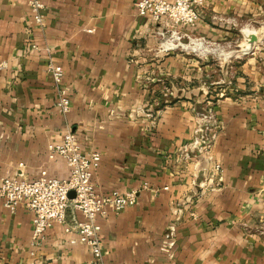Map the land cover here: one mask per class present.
I'll return each mask as SVG.
<instances>
[{
  "label": "crops",
  "instance_id": "obj_1",
  "mask_svg": "<svg viewBox=\"0 0 264 264\" xmlns=\"http://www.w3.org/2000/svg\"><path fill=\"white\" fill-rule=\"evenodd\" d=\"M135 1L41 0L39 27L24 0H0V179L66 177L45 153L69 130L100 156L101 195L136 193L99 220V262L59 225L30 257L31 214L0 206V264H264V0H202L186 31L202 48L172 51L157 34L165 23L138 16ZM243 30L258 42L240 57ZM48 63L62 67L66 116ZM207 109L209 154L181 153Z\"/></svg>",
  "mask_w": 264,
  "mask_h": 264
},
{
  "label": "built area",
  "instance_id": "obj_2",
  "mask_svg": "<svg viewBox=\"0 0 264 264\" xmlns=\"http://www.w3.org/2000/svg\"><path fill=\"white\" fill-rule=\"evenodd\" d=\"M24 1L32 22L41 27L43 19L41 0ZM201 4L202 0H137L133 7L138 16L147 17L152 23L161 21L165 23L169 31L157 33L162 39L161 47L164 51L189 46L200 50L203 45L201 40L190 37L186 31L196 25L198 19L196 7ZM30 49H35V46L31 44ZM6 68L7 63L0 62V70ZM46 71L51 77L56 93L54 109L59 115L66 116L70 109V91L63 83L62 67L48 63ZM195 118L194 137L189 145L181 148V153L194 147L199 148L200 152L207 156L215 138L211 128L215 123L212 110L195 113ZM200 131L209 136L205 138L203 145L198 138ZM77 141V136L66 130L60 142L50 143L46 147L45 156L48 162L59 159L64 163L67 169L64 178H53L43 169L31 180L23 178L21 174L16 178L0 179V206L10 212H14L17 206H22L32 216L28 251L30 257H34L36 251L43 245L46 232L53 225H59L63 227L65 234L75 235V241L90 252L94 262H99L102 255L99 220L106 216L108 210L118 214L135 201L134 191H112L101 195L96 190L93 176L99 167L100 156L95 152H81ZM197 165L195 162L194 166ZM212 168L214 172H220L219 165L214 164ZM162 190L167 188L164 187ZM71 192L73 198L69 199L68 194Z\"/></svg>",
  "mask_w": 264,
  "mask_h": 264
},
{
  "label": "water",
  "instance_id": "obj_3",
  "mask_svg": "<svg viewBox=\"0 0 264 264\" xmlns=\"http://www.w3.org/2000/svg\"><path fill=\"white\" fill-rule=\"evenodd\" d=\"M258 42L257 34L249 31V30H243L241 32V42L237 46V51L235 55H238L240 57L248 56L252 53L253 49L255 48L256 44ZM68 198H73V193L68 194Z\"/></svg>",
  "mask_w": 264,
  "mask_h": 264
}]
</instances>
